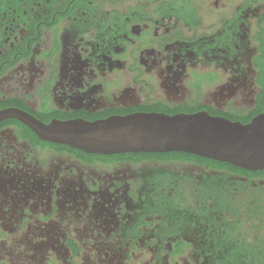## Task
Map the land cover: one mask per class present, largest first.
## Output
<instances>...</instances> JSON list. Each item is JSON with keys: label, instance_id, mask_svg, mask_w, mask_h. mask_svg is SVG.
Instances as JSON below:
<instances>
[{"label": "flooded vegetation", "instance_id": "af4514ba", "mask_svg": "<svg viewBox=\"0 0 264 264\" xmlns=\"http://www.w3.org/2000/svg\"><path fill=\"white\" fill-rule=\"evenodd\" d=\"M260 95L264 0H0V111L253 119ZM16 121L0 123V264H264V170L88 154Z\"/></svg>", "mask_w": 264, "mask_h": 264}, {"label": "water", "instance_id": "95a60500", "mask_svg": "<svg viewBox=\"0 0 264 264\" xmlns=\"http://www.w3.org/2000/svg\"><path fill=\"white\" fill-rule=\"evenodd\" d=\"M15 119L40 140L67 145L88 154L186 153L264 170V113L243 124L207 111L169 115L137 112L93 122L53 120L44 123L18 108L0 111V123Z\"/></svg>", "mask_w": 264, "mask_h": 264}, {"label": "trees", "instance_id": "16d2710c", "mask_svg": "<svg viewBox=\"0 0 264 264\" xmlns=\"http://www.w3.org/2000/svg\"><path fill=\"white\" fill-rule=\"evenodd\" d=\"M258 106H259V111H257V112H261V111L264 110V95H260L259 100H258ZM157 111H161V112L169 114V115H174V114H177V113H187V114H189V113H196V112H199V111H207L213 116H224V117H227L228 119H230L232 121H240L243 124L249 123L251 121V119H252V116L249 117V118L241 117L239 115L225 116L224 114H222L220 112H217L215 110H212L211 108L204 107V106H201V105H187V106H182V107H179V108H176V109H171V108H168V107H159ZM16 122L21 127H23L25 130H27L29 133H31L33 136H35L36 139H38V137L27 126H25L24 124L20 123L19 121H16ZM140 154H142V156H153L150 153H140ZM158 154L160 156H162L161 153H158ZM170 157H172V158H186V159L190 158V159L202 160V161H205V162L211 163V164L215 163V164H224V165L233 166V165H231L229 163H222V162L215 161V160H212V159L202 158V157H199V156H196V155L186 154V153L172 152Z\"/></svg>", "mask_w": 264, "mask_h": 264}]
</instances>
